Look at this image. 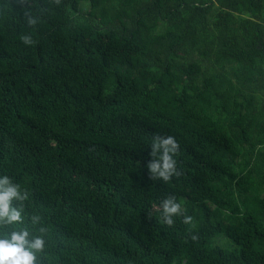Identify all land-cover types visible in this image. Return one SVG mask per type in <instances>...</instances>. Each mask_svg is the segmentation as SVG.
Wrapping results in <instances>:
<instances>
[{
  "label": "trees",
  "instance_id": "trees-1",
  "mask_svg": "<svg viewBox=\"0 0 264 264\" xmlns=\"http://www.w3.org/2000/svg\"><path fill=\"white\" fill-rule=\"evenodd\" d=\"M263 65L264 0H0V174L46 264H264ZM166 135L165 183L145 164Z\"/></svg>",
  "mask_w": 264,
  "mask_h": 264
},
{
  "label": "clouds",
  "instance_id": "clouds-1",
  "mask_svg": "<svg viewBox=\"0 0 264 264\" xmlns=\"http://www.w3.org/2000/svg\"><path fill=\"white\" fill-rule=\"evenodd\" d=\"M21 16L29 27L39 22L31 10H23ZM20 40L26 46L33 43L30 34H22ZM147 148L145 167L150 180L166 183L178 175V143L173 136H153ZM28 199L21 184L8 174H0V264H46L49 228L38 212L26 211ZM159 209L158 220L163 225L172 226L174 217L181 216V204L172 196L163 198ZM191 220V216H183V223L190 224Z\"/></svg>",
  "mask_w": 264,
  "mask_h": 264
},
{
  "label": "built area",
  "instance_id": "built-area-1",
  "mask_svg": "<svg viewBox=\"0 0 264 264\" xmlns=\"http://www.w3.org/2000/svg\"><path fill=\"white\" fill-rule=\"evenodd\" d=\"M262 72H264V65L262 66Z\"/></svg>",
  "mask_w": 264,
  "mask_h": 264
}]
</instances>
